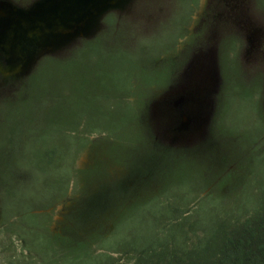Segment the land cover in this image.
I'll list each match as a JSON object with an SVG mask.
<instances>
[{
    "label": "rangeland",
    "instance_id": "obj_1",
    "mask_svg": "<svg viewBox=\"0 0 264 264\" xmlns=\"http://www.w3.org/2000/svg\"><path fill=\"white\" fill-rule=\"evenodd\" d=\"M48 2L29 17L49 31L13 25L23 73L0 77V264H133L139 238L246 218L264 180V0Z\"/></svg>",
    "mask_w": 264,
    "mask_h": 264
},
{
    "label": "trees",
    "instance_id": "obj_2",
    "mask_svg": "<svg viewBox=\"0 0 264 264\" xmlns=\"http://www.w3.org/2000/svg\"><path fill=\"white\" fill-rule=\"evenodd\" d=\"M202 227L203 236L192 243L184 231L174 238L170 233L160 238L154 234L153 239L150 235L146 242L139 238L132 244L138 249L133 264H264V180L261 197L246 218L205 220Z\"/></svg>",
    "mask_w": 264,
    "mask_h": 264
},
{
    "label": "flooded vegetation",
    "instance_id": "obj_3",
    "mask_svg": "<svg viewBox=\"0 0 264 264\" xmlns=\"http://www.w3.org/2000/svg\"><path fill=\"white\" fill-rule=\"evenodd\" d=\"M38 1L30 5L28 8L24 9V14L22 12L21 13L13 12V9H10L5 5L0 6V15L6 14L10 17L5 21L6 24L4 27V32L3 33L0 32V77L3 80L16 78L20 75V73H23L20 71L21 68L20 66L27 59L28 53H30V51L28 47L25 48V50H23L24 48H21L20 43L15 40L13 25L17 24L20 27H23V29H25L27 33L31 35L33 31L31 33L32 27H28V24L30 23L29 14L31 15L33 11H35L36 9L38 10L39 6L41 5L43 6V4H46L48 0L47 1L43 0L40 2ZM116 9L118 8H113L112 10H116ZM25 22L27 24H24ZM36 24L38 26L40 22H38V20H35L33 25ZM12 45H15V47H13ZM16 67L17 69H15Z\"/></svg>",
    "mask_w": 264,
    "mask_h": 264
},
{
    "label": "water",
    "instance_id": "obj_4",
    "mask_svg": "<svg viewBox=\"0 0 264 264\" xmlns=\"http://www.w3.org/2000/svg\"><path fill=\"white\" fill-rule=\"evenodd\" d=\"M79 2H81V0H72V2H67V4H69L70 5V8L68 7V12H69V14L71 13V3L72 4H74L75 6L77 5V4H79ZM49 2L48 3H46V4H44L42 7L43 8H47V7H49ZM59 6V4H56L55 5V7H51V8H48L46 11H47V13H49L50 15H52L53 14V12H55V11H58V13H60V14H62V11L64 10V7L65 6H68V5H66L64 2L61 4V7H58ZM62 10V11H61ZM5 16L6 14H1L0 15V18L2 17V16ZM10 17L8 16V15H6L3 19H9ZM33 24H28V27H31ZM40 25H45V29H46V31H49V27L46 25V24H41L40 23ZM16 29H18L17 28V26L15 27ZM23 28V27H22Z\"/></svg>",
    "mask_w": 264,
    "mask_h": 264
},
{
    "label": "bare ground",
    "instance_id": "obj_5",
    "mask_svg": "<svg viewBox=\"0 0 264 264\" xmlns=\"http://www.w3.org/2000/svg\"><path fill=\"white\" fill-rule=\"evenodd\" d=\"M15 69H17V67H16ZM4 70H5V69H4Z\"/></svg>",
    "mask_w": 264,
    "mask_h": 264
}]
</instances>
